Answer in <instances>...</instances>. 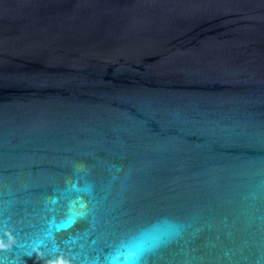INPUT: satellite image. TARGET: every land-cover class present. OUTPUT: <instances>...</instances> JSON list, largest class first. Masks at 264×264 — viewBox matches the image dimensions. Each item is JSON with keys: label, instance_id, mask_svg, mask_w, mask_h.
Returning <instances> with one entry per match:
<instances>
[{"label": "water", "instance_id": "1", "mask_svg": "<svg viewBox=\"0 0 264 264\" xmlns=\"http://www.w3.org/2000/svg\"><path fill=\"white\" fill-rule=\"evenodd\" d=\"M0 264H264V0H0Z\"/></svg>", "mask_w": 264, "mask_h": 264}]
</instances>
